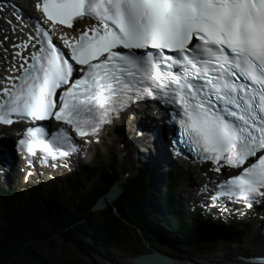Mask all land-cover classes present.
<instances>
[{"label": "snow or ice", "instance_id": "obj_1", "mask_svg": "<svg viewBox=\"0 0 264 264\" xmlns=\"http://www.w3.org/2000/svg\"><path fill=\"white\" fill-rule=\"evenodd\" d=\"M29 6L35 15L0 0V125L23 127L17 151L30 170L65 166L113 117L144 106L165 123L147 137L138 129L145 146L162 132L166 150L217 174L202 206L264 207V0ZM240 248L224 250L228 264H264V250L253 259Z\"/></svg>", "mask_w": 264, "mask_h": 264}, {"label": "trees", "instance_id": "obj_2", "mask_svg": "<svg viewBox=\"0 0 264 264\" xmlns=\"http://www.w3.org/2000/svg\"><path fill=\"white\" fill-rule=\"evenodd\" d=\"M116 159L120 160L117 157ZM100 167L94 171L96 182L91 190L77 196L79 189L75 191L72 196L73 208L56 205L66 197L58 189L54 190L51 196L56 200L54 211L47 210L41 214L33 213L44 205L38 194L25 201L15 198L13 203H10V198L6 201V198L1 196L0 264H94L73 259L64 248L70 243L79 246L86 244L87 240L89 245L86 246L93 254L103 252L116 261H119V256H115V253L121 256L129 253L133 259L143 253L162 252L161 249H165V253L167 251L174 254L168 249H175L177 246L167 243L169 246L164 247L162 242L166 241L155 238L152 232L162 231V220L177 225L176 222L182 221L181 214L175 199L168 197L166 193L160 197L164 214L152 210L150 197L155 191L151 185L152 179L157 178L150 173L148 166L142 165L138 173L124 182L123 194L116 203L122 217H117L111 210L94 211L98 200L103 198L121 177L119 162L111 168L105 165ZM153 186L157 187V182ZM73 189L75 190L74 187ZM180 225L185 228L184 223ZM192 229L196 230V227L192 226ZM210 230L205 227L202 232L197 233L188 229L185 236L175 237L173 240L184 242L181 248L187 250L190 255L199 256L213 251L215 245L211 246L212 243L231 241L236 235H241V232L237 234L236 230H215L212 235ZM162 233L166 234L165 231ZM59 240L63 245L57 244Z\"/></svg>", "mask_w": 264, "mask_h": 264}, {"label": "bare ground", "instance_id": "obj_3", "mask_svg": "<svg viewBox=\"0 0 264 264\" xmlns=\"http://www.w3.org/2000/svg\"><path fill=\"white\" fill-rule=\"evenodd\" d=\"M27 1V0H26ZM138 110V109H137ZM135 118H133V114H126L122 120H118L117 118H113L112 122L115 123L113 127L108 128L107 130H104L100 136L98 137V140L94 144V148L90 145L87 147L82 148V154L79 153V158L77 160H74L72 163L68 164V166L63 170L56 173H46L41 177V181L37 180V183L41 188H46L53 186L55 184H58L59 186H54L53 188H60L65 189L64 194L68 192V186L73 182V180H70L73 176L77 178L84 174L85 171H89V173H93L94 170H88L85 168V164L89 163V160L93 161V157L96 155L97 150L99 147L103 146L108 142V140L113 143V146L117 147L115 148L117 150V154L120 159L124 160L126 164L127 171H132L135 169V166L140 160L141 163L145 162L146 166L149 167L150 173L153 170L155 173L160 175V177L165 178L168 176L169 173H171L172 169L169 167V161L171 159L167 156L165 152V146L162 150H160L157 147V144L161 141H164V138L162 137L160 141L158 142L154 141L152 143H149L147 146L144 144V137L138 136L137 131L138 129L144 128L145 133L148 135L149 129H156L159 126L156 124V120L154 117L148 116L147 112L144 111H136L134 114ZM156 124V126H154ZM121 128V130H119ZM127 129L134 134H136V138L133 137V139L126 140L125 136L127 134ZM125 135V136H124ZM131 138V137H129ZM135 138V139H134ZM123 139L125 140V144L122 147L121 145L123 142ZM96 140V139H95ZM96 150V151H95ZM150 154V156L146 155ZM103 158V156H102ZM110 164L113 162L112 166H109V168L113 167L117 162V159L115 156H112L109 158ZM103 162V160H102ZM97 165V164H96ZM102 165V163H101ZM106 165V164H105ZM127 171L124 172V174H121V180L126 181L127 180ZM91 176V175H90ZM20 178L18 175H14L13 172L6 173L5 171H0V182H6L4 185H8L9 181L13 178ZM23 178V176H22ZM24 182L26 184L32 183L34 181V178L25 177L23 178ZM179 180V179H178ZM61 184V185H60ZM72 190V188H71ZM182 196L188 198L190 202H192L193 206L195 207V210L198 211L199 203L196 201L194 192L188 189ZM67 199V198H62ZM176 200V198H174ZM151 201L157 211V213L163 215L164 209L162 207L161 198L159 196H155L154 198H151ZM72 204V206L70 205ZM67 207L73 208L74 201L73 198L69 199V203L66 202ZM209 211V214L212 215V209L210 207H205ZM227 220H230L231 217L227 216ZM166 226V221H164ZM262 242L260 237L258 236V233H256L252 238H249L245 243L239 245L241 246L240 250H242L246 255L248 254H254L259 253L262 250ZM229 250H232L233 252H236L238 250V246L226 248ZM225 249L215 252L214 254H211L209 257H206L204 259H201L199 261H179L177 260L178 264H228L229 257L226 255ZM184 252H187V250H182ZM188 253V252H187ZM95 256L99 258H103L106 260H109L113 262L109 256L104 254L103 252L99 254H94ZM189 256L190 254H186Z\"/></svg>", "mask_w": 264, "mask_h": 264}, {"label": "rangeland", "instance_id": "obj_4", "mask_svg": "<svg viewBox=\"0 0 264 264\" xmlns=\"http://www.w3.org/2000/svg\"><path fill=\"white\" fill-rule=\"evenodd\" d=\"M119 130H121V128H119ZM135 135L136 134H134L133 132H131V131H129L127 129V134H126V136L125 135L124 136H125V139L126 140L129 139V142H130V140L133 139V137H135ZM129 137H131V138H129ZM124 142H125V140L123 139L122 144ZM124 144H123V146H124ZM115 148H117V147L113 146V143H111L108 140V142H106V144H104L103 146H101V147L98 148L96 155L93 157V161L89 160V163L88 164H85V168L88 169V170H90L91 168L94 167V165L96 163L98 164L97 166H103V165L106 164L105 166H107L109 168V166H112L113 165V162L110 164V161H109V158L110 157L115 156V157H117L119 159V156L117 154V150ZM146 155L150 156V154H146ZM102 156H103V158H102ZM102 160H103V162H102ZM120 162H121V166H122V163L124 162V160L120 159ZM101 163H102V165H101ZM140 164H141L140 163V160H138V162H137V164L135 166V169L133 170L134 172L132 171L133 173H130V175H133L134 173L138 172V169H139ZM77 179L78 180H76V177H74V176L70 179V180H73V182L68 186V192L65 194L67 199L60 200L61 201L60 204L66 205V202L69 203V199L72 198V196L75 194V191L77 189H79V190L77 191L76 196L79 195V194H81V193H84V192H86L88 190H91L90 188L96 182V178H94L92 176V174L89 173V171H85L84 174L81 175V178L78 177ZM3 185L4 184L2 182H0V191L3 188L2 187ZM54 186H59V185L58 184H55V185L50 186V187L48 186L46 188H41L39 186V184L37 183V178H36V179H34V181L27 188H23V189H21V191H19V193H20L18 195L19 200L26 199L29 196L30 197L35 196L36 193L35 194H32L33 190L31 188L32 187H36L37 189H39L41 191V193L38 192V195L40 196V198H42V202L45 205H43V207L41 206L42 208H40V209L34 210L33 213H36V214L40 213L41 214V213L47 212V210L48 211H50V210L51 211H54V208L53 207H55L54 206L55 201L50 196V191L53 189ZM71 186H76L75 187V190L74 189L71 190ZM159 186H162V183H160ZM9 189H12V188L9 187ZM14 197H15L14 194L11 195V199L14 200L15 199ZM48 201H49L50 207L49 206H46V204H47ZM70 205L72 206L71 203H70ZM248 239H246V240H248ZM246 240H244L242 243H244ZM57 244L60 246V245H63V242L61 240H59L57 242ZM240 244L241 243H231V244H228V245H225V246L220 245V246H218L217 249H215L211 253H205V255L204 254H201L199 256H194V257L193 256H190V255L187 256L186 254H189V253L184 252V251L181 250L179 252L180 254L175 252L177 254L175 256H176V260H179V261H187V262H190V261H199L201 259H204L206 257H209L211 254H214L215 252H219V251H221L223 249H226L227 247H232L233 248V247H236L237 245H240ZM86 245H89V241L88 240H87L86 244H83V245L81 244L79 246V245H77L75 243H73V244L70 243V244L65 245L64 248L67 251V254H69L73 259H75V260H77L79 262H82V263H94V264H133L132 263L133 257H131V255L129 253H126V255H123V256H121V254H119V253H115V256H117V257L119 256V258H118L119 261H116V260L112 259L113 262H111L109 260H106V259L99 258V257L95 256L87 248L88 246H86ZM164 247H161V248H164ZM188 249H189V251L191 250L190 247ZM162 250L165 251V249H162Z\"/></svg>", "mask_w": 264, "mask_h": 264}, {"label": "water", "instance_id": "obj_5", "mask_svg": "<svg viewBox=\"0 0 264 264\" xmlns=\"http://www.w3.org/2000/svg\"><path fill=\"white\" fill-rule=\"evenodd\" d=\"M124 182H125L124 180H120L119 182L115 183L112 186V188L109 190V192L103 198H100L98 200L96 207L94 208V211L100 212L105 210H111V212L115 214L117 217H122L116 203L123 194ZM154 253L156 255H153ZM138 258L139 260H153L159 258L170 261V264H176L172 258L164 256L158 252L143 253L140 256L133 259L132 261L133 264H139Z\"/></svg>", "mask_w": 264, "mask_h": 264}, {"label": "clouds", "instance_id": "obj_6", "mask_svg": "<svg viewBox=\"0 0 264 264\" xmlns=\"http://www.w3.org/2000/svg\"><path fill=\"white\" fill-rule=\"evenodd\" d=\"M120 179H121V177H120ZM47 206H49L50 207V205H47ZM52 209V208H51ZM51 211V210H50Z\"/></svg>", "mask_w": 264, "mask_h": 264}]
</instances>
